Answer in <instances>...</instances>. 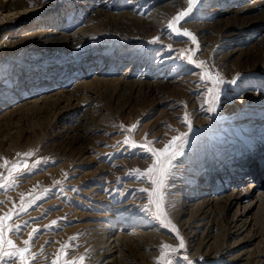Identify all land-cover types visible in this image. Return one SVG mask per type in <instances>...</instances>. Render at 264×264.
Masks as SVG:
<instances>
[{"label": "rangeland", "instance_id": "1", "mask_svg": "<svg viewBox=\"0 0 264 264\" xmlns=\"http://www.w3.org/2000/svg\"><path fill=\"white\" fill-rule=\"evenodd\" d=\"M187 8L0 0V218L21 226L5 239L27 264H102L113 239L114 264L264 262V0H203L177 34ZM177 136L170 174L142 176L155 157L139 145L163 152Z\"/></svg>", "mask_w": 264, "mask_h": 264}, {"label": "snow or ice", "instance_id": "2", "mask_svg": "<svg viewBox=\"0 0 264 264\" xmlns=\"http://www.w3.org/2000/svg\"><path fill=\"white\" fill-rule=\"evenodd\" d=\"M202 2H203V0H188L187 10L179 12L178 15L176 17H174L172 21L169 22V24H168L169 29H171L173 32H175L177 34H181V29L178 28L177 25H179L180 21L183 20L185 17H189L190 14L193 13L194 9H196ZM182 34L185 36H190L193 40V43H195V37L192 36L190 32H188L187 30H183ZM154 42H156V41L154 40V41H151L150 43H154ZM192 55L194 56L195 53H193ZM188 61L190 63L193 62L192 56L188 57ZM197 66L198 67H204V63L200 62ZM235 82H236L235 80L232 81L233 84ZM218 102H219V95H216L214 103L218 104ZM212 110H214V107ZM185 123H188L187 118H185ZM190 127L191 126L189 124V129H190ZM133 128H135V126H133ZM131 130L132 129H129V131H131ZM145 140L147 141V136L145 137ZM177 141H180L179 145H177ZM124 143L125 144L129 143L127 138L125 139ZM185 143H186V140L184 139L183 136L174 137L172 139V141L168 145L165 146V148L163 149V152H160V151H157L155 149L150 148L149 147L150 142H146L145 144L139 145V147L145 149L153 157H155V161L153 163V166L149 167L146 170V172L142 173L141 175L142 176H150L152 173L159 171L161 173L162 177H166L168 174H170V169L172 166L171 165L172 160L176 157V155H178V154L182 155L183 154L181 149ZM130 146L132 148L137 147V145L135 143L131 144ZM17 155H20V154H17ZM23 155L31 157L33 154L29 152V153H25ZM162 156L165 158L163 161L161 160ZM5 163H7V162H5ZM39 163H40V161H36L35 164H33V170L35 169L36 165ZM21 164H23L24 168H28L27 161H23V160L17 164H14L12 166V168L16 169V168L20 167ZM165 165H167V167ZM137 172H139V170H137ZM9 175H11V170L9 171ZM152 182L159 184L161 188L166 187V185L164 184L163 178L159 181H152ZM57 183H59V182H57ZM9 186H11V185H9ZM4 187H5V184L0 183V188H4ZM141 191H144V189H141ZM163 197H164V193H163V191H160L159 192L160 201H163ZM23 210H25V209H22V211ZM145 211H148V210L145 209ZM17 215H19V213H17ZM11 218H12L11 214H9L7 217L0 218V257H3V256L15 257L21 261V264H27V261L25 259V253H27L29 251V248L25 247L24 249H18L13 244L11 239H7V240L5 239V232L6 231L11 230V231H14L16 233H20V230H21L20 225H17L14 229H7L6 228L5 221L9 220ZM165 218H166V214H165ZM168 223L170 224L171 222L168 221ZM162 225H163V221H162ZM163 226H166V225H163ZM33 231H34V233L36 232L35 229ZM172 231L176 232V238L179 240V247H180V249H183L184 248L183 238L179 236L178 230H176L174 226L172 227ZM31 238L32 237L30 236V240H31ZM73 239H75V238H73ZM30 240H25L24 244L29 245ZM4 243H7L8 247L14 249V251H12V252L4 251L3 250ZM162 249L164 251L169 250L170 246L165 244L162 246ZM163 254H164V252L162 251V255ZM83 259H84V257L80 258L81 264H82ZM53 264H58V262L54 261ZM66 264H68L67 261H66ZM72 264H75V262H72ZM166 264H171V261L167 260Z\"/></svg>", "mask_w": 264, "mask_h": 264}, {"label": "bare ground", "instance_id": "3", "mask_svg": "<svg viewBox=\"0 0 264 264\" xmlns=\"http://www.w3.org/2000/svg\"><path fill=\"white\" fill-rule=\"evenodd\" d=\"M171 1V0H170ZM175 1V0H174ZM173 2V1H172ZM177 4H179L178 2H177ZM172 6V5H171ZM132 19V18H131ZM138 21H140V20H138ZM233 34V33H232ZM201 215V214H200ZM193 216V215H192ZM198 217V216H197ZM200 217V216H199ZM195 218V217H194ZM193 218V219H194ZM194 220H196V219H194ZM194 220H193V222H194ZM200 220V219H199ZM191 221H192V218H191ZM198 221V220H197ZM202 221V220H201ZM213 222V224H214V226L215 227H217V225H218V222H217V220H214V221H212ZM236 222H238V219H237V217L236 218H233L232 220H231V224H235ZM187 224V223H186ZM191 224V223H190ZM195 224V223H194ZM201 224V223H200ZM213 224H212V226H213ZM193 225V224H192ZM203 225V224H202ZM202 225L200 226V227H202ZM188 227V225L186 226V228ZM196 228V227H195ZM232 228H235V225L234 226H232ZM191 229V228H190ZM196 229H198V228H196ZM210 230V229H209ZM227 232H230V235H234L233 233H231V227L228 229V231ZM234 233H235V236H238V235H240V233H241V231H240V229H238V228H235L234 229V231H233ZM190 238L191 239H193V238H196V236L198 235V232L196 231V230H194V231H191V233H190ZM202 243L200 244L201 246H200V248H197V251H198V249L199 250H203L204 248H210V251L211 250H214L215 251V256H218V257H220L221 255H219V253H221V252H223V251H221V250H223L224 248H223V246H220V247H217L216 249L215 248H212L213 246H209L208 245V242H204V241H201ZM208 245V246H207ZM118 247H119V244H118V240L117 239H113V241L111 242V244L109 245V246H106V247H104L103 248V254H102V260H103V263L102 264H114L115 262V254L118 252ZM222 248V249H221ZM227 250V249H226ZM224 250V254H223V256H226V255H229L230 254V251L229 250ZM218 251H221V252H218ZM199 252V251H198ZM93 255V254H92ZM95 256V255H94ZM217 257V258H218ZM259 257V255H257V254H255V253H252V255L250 256V259L251 260H253V262H251L250 264H264V262H262V261H260V260H256L257 258ZM91 258V257H90ZM94 258V257H93ZM230 258V259H229ZM228 262L227 263H234V262H236V261H238V258H236V257H228Z\"/></svg>", "mask_w": 264, "mask_h": 264}]
</instances>
